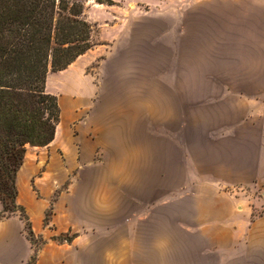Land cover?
Wrapping results in <instances>:
<instances>
[{
    "label": "rangeland",
    "instance_id": "obj_1",
    "mask_svg": "<svg viewBox=\"0 0 264 264\" xmlns=\"http://www.w3.org/2000/svg\"><path fill=\"white\" fill-rule=\"evenodd\" d=\"M112 1L85 4L97 45L74 66L86 95L74 93L67 75L47 77L46 91L60 108V136L29 148L16 176L17 203L36 223L44 206L47 227L33 231L31 246L17 215L0 221V264H28L38 249L34 264H137V232L148 229L137 216L145 204L156 210L163 201L171 206V264H227L206 246V236L202 248L183 245L202 234L179 214L183 219L200 193H220V205H229L232 191L248 206L264 199L259 187L214 184L228 174V92L251 91L229 86L264 65V0ZM109 130L122 131L132 145L127 168L111 166ZM137 136L155 147L149 170L134 166L144 159ZM261 206L253 216L264 215ZM61 233L80 239L58 247L52 238Z\"/></svg>",
    "mask_w": 264,
    "mask_h": 264
},
{
    "label": "trees",
    "instance_id": "obj_2",
    "mask_svg": "<svg viewBox=\"0 0 264 264\" xmlns=\"http://www.w3.org/2000/svg\"><path fill=\"white\" fill-rule=\"evenodd\" d=\"M88 1L0 0V221L17 215L31 246L37 237L17 203L16 176L27 150L47 147L55 137L60 108L46 91L48 75L65 71L97 45L85 18ZM76 237L61 233L52 241L71 244Z\"/></svg>",
    "mask_w": 264,
    "mask_h": 264
},
{
    "label": "crops",
    "instance_id": "obj_3",
    "mask_svg": "<svg viewBox=\"0 0 264 264\" xmlns=\"http://www.w3.org/2000/svg\"><path fill=\"white\" fill-rule=\"evenodd\" d=\"M84 56L86 54L81 57ZM80 58L59 74L73 78L74 81L70 84L71 89L77 95L83 96L86 95L85 85L78 80L79 72L74 66ZM249 73L243 81L238 80L234 87L229 86V88L251 91L249 93L246 91L228 92L229 143L227 151L230 155L227 166L228 174L226 179L214 181V184L225 182L236 189L259 187L264 190V65L262 67L255 66ZM109 100L110 98H108V103ZM59 136L60 124L57 125L53 142L48 146L52 145ZM125 137L126 135L122 131L116 135L113 130H109L108 151L114 153L116 158L114 162H111L113 167L127 168L133 162L130 157L132 145L125 140ZM135 138H137L135 139L138 147L137 152L144 154V159L134 161V166L141 170H149L154 163L155 147L149 143H141L139 136ZM101 142L103 141L101 140ZM97 143L101 147L100 141ZM139 179L141 183L145 181L143 176ZM18 192V196H20V191L18 190ZM231 193L228 196L229 205L219 204L220 193L218 192L207 194V196L200 193L191 200L192 204H188L187 208L183 209V219L182 214H179V220L183 221V224L191 229L190 231L198 232L202 236H194L183 245L190 249L202 248V240L206 236V246L222 252L228 259L227 264H232V260L235 261V264H264V215L253 216L256 208L262 209L261 205L264 204V199H260L261 202H257L256 206H248ZM262 194L264 195V191ZM168 202L158 203V208H154L156 210L152 209V205L145 204V211L137 216L138 222L146 220L148 223V229L140 226L137 232L134 256L137 264H171L172 214ZM57 205L58 201L55 206ZM73 207H75L74 202ZM40 209L39 223L31 219L34 232L39 230L43 232L47 227L42 221L45 207L41 206ZM14 219L13 216L6 221L13 222ZM206 221L207 223H205ZM206 232L210 233V237L206 235ZM78 239L80 236L76 237L71 244L58 245V247H72ZM46 245L48 246V244ZM4 252L10 254L11 248L5 247ZM46 252V248L40 251L39 262L45 258Z\"/></svg>",
    "mask_w": 264,
    "mask_h": 264
}]
</instances>
